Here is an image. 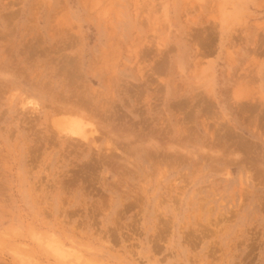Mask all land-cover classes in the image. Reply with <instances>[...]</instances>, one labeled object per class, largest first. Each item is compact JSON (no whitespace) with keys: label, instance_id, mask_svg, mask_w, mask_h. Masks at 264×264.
Returning a JSON list of instances; mask_svg holds the SVG:
<instances>
[{"label":"rangeland","instance_id":"1","mask_svg":"<svg viewBox=\"0 0 264 264\" xmlns=\"http://www.w3.org/2000/svg\"><path fill=\"white\" fill-rule=\"evenodd\" d=\"M0 264H264V0H0Z\"/></svg>","mask_w":264,"mask_h":264},{"label":"bare ground","instance_id":"2","mask_svg":"<svg viewBox=\"0 0 264 264\" xmlns=\"http://www.w3.org/2000/svg\"><path fill=\"white\" fill-rule=\"evenodd\" d=\"M67 110H68V109H67ZM81 110H82V109H81ZM81 110H80V111H81ZM70 111H71V110H70ZM83 112H84V111H83ZM83 112H82V113H83ZM80 114H81V113H80ZM77 115H78V114H77ZM85 116H87V115H85ZM78 117H79V116H78ZM78 117H77V118H78ZM89 117H90V116H89ZM92 117H93V116H92ZM79 119H80V118H79ZM82 119H83V118H82ZM86 119H87V118H86ZM90 119H91V118H90ZM93 121H94V120H93ZM75 122H76V121H75ZM88 122H89V121H88ZM98 122H99V121H98ZM76 123H77V122H76ZM76 123H75V125H76ZM79 123H80V122H78V124H79ZM90 123H91V122H90ZM91 124H93V123H91ZM91 124H90V125H91ZM80 125H81V124H80ZM82 125H83V124H82ZM73 126H74V125H73ZM78 126H79V125H78ZM91 126H92V125H91ZM93 126H94V124H93ZM93 126H92V127H93ZM103 126H104V125H103ZM75 127H77V125H76ZM81 127H83V126H81ZM85 127H87V126H85ZM85 127H83V128L85 129ZM96 127H97V126H95V128H96ZM107 127H108V126H107ZM79 128H80V126H79ZM75 129H76V128H75ZM75 129H74V127H73V130H75ZM68 130H69V129H68ZM94 130H96V129H94ZM69 131L72 132V129L70 128ZM76 131H77V132H76ZM76 131H75L76 134H78V133H79V129L76 130ZM82 131H84V130H82ZM82 131H80V132H82ZM108 131H111V130H108ZM71 132H70V133L68 132V133L71 134ZM111 132H112V131H111ZM73 133H74V132H73ZM108 133H109V132H108ZM82 134H84V133H82ZM110 134H111V133H110ZM113 134H114V133H113ZM113 134H112V135H113ZM73 136H74V135H73ZM75 136H76V135H75ZM83 136L85 137V135H83ZM216 136H217V135H216ZM113 137H114V136H113ZM75 138H76V137H75ZM80 139H81V138H80ZM86 139H87V138H85L84 140L86 141ZM82 140H83V139H82ZM114 149H115V148H114Z\"/></svg>","mask_w":264,"mask_h":264}]
</instances>
